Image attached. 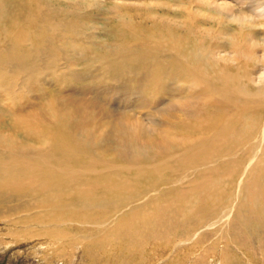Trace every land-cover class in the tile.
Here are the masks:
<instances>
[{
  "label": "bare ground",
  "instance_id": "obj_1",
  "mask_svg": "<svg viewBox=\"0 0 264 264\" xmlns=\"http://www.w3.org/2000/svg\"><path fill=\"white\" fill-rule=\"evenodd\" d=\"M1 104L0 240L264 250V0H0Z\"/></svg>",
  "mask_w": 264,
  "mask_h": 264
},
{
  "label": "rangeland",
  "instance_id": "obj_2",
  "mask_svg": "<svg viewBox=\"0 0 264 264\" xmlns=\"http://www.w3.org/2000/svg\"><path fill=\"white\" fill-rule=\"evenodd\" d=\"M68 1L72 2L73 0H68ZM85 1L86 0H83L84 3ZM110 1L111 0H106V4H110ZM63 7H65V5ZM70 9L75 11V6H73ZM62 15L68 16L70 14L67 11V9H64L62 10ZM90 18L92 19V22L100 26L99 30L90 28V31H92V33H94V35L97 36L95 37L96 40L101 39L103 42L110 41L112 39V33L110 32V28L112 27V25L120 21L114 19L111 16V13H107V11L104 9L101 11L100 15H95V16L92 15ZM85 31H87V29H85ZM54 90L55 89H52V92H54ZM2 108H5L4 104H1L0 111L2 110ZM4 213L5 212L2 213L0 212L1 219L3 217H6L5 215H3ZM235 215L238 214L235 213ZM236 223L241 225V222L239 220H236ZM2 225L3 224L0 223V231H2L3 229V227H1ZM176 228H179L178 235L176 237L179 240V238L183 237L182 234H186L187 230L186 227H176ZM196 228L201 229V234L203 235V238L201 237V239L202 242L205 241L204 242L205 244L200 243L199 245H193V246L190 245L187 247L181 246L182 244L179 245L177 243L173 245L172 241L170 240L172 238L169 239V235L172 236L174 231L171 229V227H167L164 230L161 240L159 241L158 245L155 248L153 245L148 247V249L141 246L140 253L143 256V260H140L141 258L138 255V253L134 252L129 257H127L125 254L124 257L128 258V260L123 258L121 263H119V261H117L116 258L113 257V254L111 255L112 247L107 246L105 249H101L98 246H91L86 240L83 239L81 235H76V240L78 242L72 248H70L71 246H69L68 244L66 245L63 244L59 246L53 244L54 247L48 248L46 244H43V240L40 241L33 240L35 238H32L31 240L29 238L19 242H14V241L12 242L10 240L11 243L6 242L8 239L7 240L1 239L0 264H186V262L187 264H192V263L194 264L195 263L197 264L200 263L201 264H263L264 263V250L261 246L259 247L258 245L260 243L261 237L259 236L258 233L251 232L250 227H212V229L210 230L206 229V227H203V229L201 227H196ZM241 228L244 229L243 234L241 233ZM224 231H228V232H224ZM2 232H6V230L3 229ZM214 234L215 236H213ZM222 234L224 235V237L228 236L227 238L230 237L231 239V241L226 243L227 245L224 242H222L224 241V239H222L223 237ZM211 236H213V238ZM246 236L247 237L249 236L248 237L249 240L247 242H245ZM115 238L118 239L115 241L117 246L123 244V240L121 237L117 236ZM207 238H209L208 242H206ZM241 240L244 241L241 242ZM209 241L212 242L210 243ZM253 241L256 242L254 243ZM241 243H243V245ZM124 244H128L126 245L127 247L126 252L130 249H133V246L131 244L125 242ZM216 244L219 247H217ZM201 245L203 247H201ZM261 248L262 250H260ZM248 252L250 255L248 254ZM220 254L221 256L225 255L224 258L221 257ZM188 257H190V259ZM230 257L231 259L229 260ZM146 258L148 259L146 260ZM203 259H204V263L202 262ZM220 261L222 262L224 261V262L222 263Z\"/></svg>",
  "mask_w": 264,
  "mask_h": 264
}]
</instances>
